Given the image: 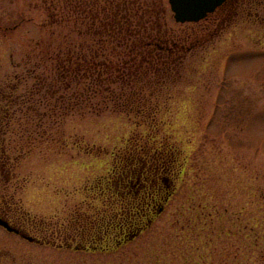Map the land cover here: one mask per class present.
Returning <instances> with one entry per match:
<instances>
[{"label":"rangeland","instance_id":"1","mask_svg":"<svg viewBox=\"0 0 264 264\" xmlns=\"http://www.w3.org/2000/svg\"><path fill=\"white\" fill-rule=\"evenodd\" d=\"M161 1L173 42L160 46L171 51L150 73L158 82L142 110H123L125 96L62 102L73 88L53 86L64 63L52 53L94 49V38L50 20L46 1L0 0V146L10 169L0 170V205L42 239L0 226V264H264V0H236L199 22L176 21ZM154 167L168 178L164 209L112 243L116 224L135 231L148 218V202L122 198ZM130 170L144 171L140 184H127ZM67 238L72 247H60Z\"/></svg>","mask_w":264,"mask_h":264},{"label":"trees","instance_id":"2","mask_svg":"<svg viewBox=\"0 0 264 264\" xmlns=\"http://www.w3.org/2000/svg\"><path fill=\"white\" fill-rule=\"evenodd\" d=\"M43 1L48 4L46 6L50 10V20L54 23L60 25L64 22L69 31L75 33L78 38L85 34L94 38V41H91L94 49L88 44L82 45L86 50L69 47L64 58L61 51L60 54L52 53L57 57L58 66L59 63H64V70L60 72L61 76L54 80L53 86L62 82L61 85L73 88L70 93L63 95L62 102H68L69 108L76 105L85 107L94 105L93 98L99 95L109 100L125 96L126 104L118 106L119 109L126 110L129 107L132 110L133 108L142 110L139 103L143 98V91L158 82L150 73L160 70L158 66L159 61H162L160 59L164 53L168 54L171 51L168 45H162L164 47L160 45L164 40L168 44L173 42L170 41L171 28L162 19L164 13L162 1ZM220 9H224V6ZM108 46V49L104 48ZM130 64L133 69L130 68ZM56 69L58 70V67ZM114 83L121 84L124 91L117 93ZM56 99L59 100V96ZM103 109L104 107H101L100 111ZM1 115L0 117L7 120L5 109ZM162 185L164 186L163 183ZM162 202H152L150 208L156 211L162 206ZM144 205H147L145 207L148 210L149 203Z\"/></svg>","mask_w":264,"mask_h":264},{"label":"flooded vegetation","instance_id":"3","mask_svg":"<svg viewBox=\"0 0 264 264\" xmlns=\"http://www.w3.org/2000/svg\"><path fill=\"white\" fill-rule=\"evenodd\" d=\"M236 0H234V1H232V2H230V4H232L233 2H235ZM4 112V107H1V105H0V115H1V113H3ZM2 116V115H1ZM3 122H4V119L2 118V117H0V132L2 131V129H3V127H2V125H3ZM5 153V148L4 147H1L0 146V170L1 171H3L4 173H7L8 174V172L10 171V169L8 168L7 169V167L5 166L6 165V160H5V158H4V154ZM7 171V172H6ZM157 170H156V168H155V170L154 171H152V172H150L152 175H150V173H149V175L147 174L148 173V171L146 170V174H145V180L143 179V183H141V186H139V188H138V190H136V191H131L130 190V192H132L131 193V197H133L132 199H134V200H141V201H146V202H149L148 201V197H150L151 198V201L149 202V210H151L152 212L151 213H155L156 211H155V209L154 208H150V206H151V204H152V202H154V203H156V202H162L163 200H165L166 199V196H162V194H161V191L162 190H164V191H167L166 190V188L165 189H163V185H162V183H164L163 181V178H159V176H158V172H156ZM144 172V171H143ZM143 172H140V173H138L137 175H134L133 173H132V171H129V173H130V176H131V178H136V176H137V178H138V182H139V184H140V181H141V179H139V177H140V174L141 173H143ZM144 174V173H143ZM155 174V175H154ZM129 175V174H128ZM146 175H147V177H149V178H146ZM143 176V175H142ZM152 176V177H151ZM154 178V179H153ZM150 181V182H149ZM152 181H153V183H152ZM148 182L149 183H152V185L150 186L151 188H152V190L150 191V187H149V184H148ZM128 184V183H127ZM153 186H154V188H153ZM147 187H149V190H147ZM140 198V199H139ZM143 203V202H142ZM11 210V208L10 207H4L3 205H0V218H2L3 220H6V221H8L12 226H14V227H16V228H18L19 230H20V232L21 233H24V234H27V235H32L31 233H30V231L24 226V225H21V224H15L13 221H12V219L11 218H8L7 216H6V213H8L9 211ZM148 218H146V219H144V220H142L141 222H142V224L141 225H139V227H138V229H137V232H138V230L139 229H141V228H143V227H145V226H147L151 221H152V217L151 216H147ZM155 217V216H154ZM1 226V225H0ZM2 228H4L5 230H6V228L5 227H3V226H1ZM80 225H78L77 226V228H76V231L77 232H79L80 231ZM130 231L129 230H126V231H121L119 234H118V236L114 239L115 241L114 242H116L117 244H123V243H127V241L132 237V235H134V234H130L129 233ZM11 233H15V232H11ZM16 235H18V236H20L21 238H22V236H21V234H18V233H15ZM32 236H35V235H32ZM68 239L69 238H67L66 239V243L65 244H63L62 246L64 247L65 245V247H69V248H71L72 247V243L71 242H69L68 241ZM26 240V239H25ZM79 246H83V245H79ZM79 246H77V248H80ZM90 247V244L89 245H87L86 246V248H89Z\"/></svg>","mask_w":264,"mask_h":264},{"label":"water","instance_id":"4","mask_svg":"<svg viewBox=\"0 0 264 264\" xmlns=\"http://www.w3.org/2000/svg\"><path fill=\"white\" fill-rule=\"evenodd\" d=\"M225 0H169L171 9L174 11V17L179 22L199 21L206 17L210 12H213L218 6L224 3ZM0 224L6 227L9 231L20 232L17 228L10 225L6 220L0 218ZM23 237L30 241L36 238L22 234Z\"/></svg>","mask_w":264,"mask_h":264},{"label":"bare ground","instance_id":"5","mask_svg":"<svg viewBox=\"0 0 264 264\" xmlns=\"http://www.w3.org/2000/svg\"><path fill=\"white\" fill-rule=\"evenodd\" d=\"M232 1H234V0H225L224 1V8H225V10H228L229 8H228V4L230 3V2H232ZM223 4H222V6H223Z\"/></svg>","mask_w":264,"mask_h":264}]
</instances>
